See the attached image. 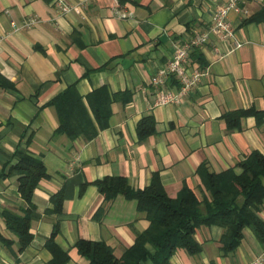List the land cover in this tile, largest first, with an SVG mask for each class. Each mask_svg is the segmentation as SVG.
Masks as SVG:
<instances>
[{
	"label": "crops",
	"instance_id": "obj_1",
	"mask_svg": "<svg viewBox=\"0 0 264 264\" xmlns=\"http://www.w3.org/2000/svg\"><path fill=\"white\" fill-rule=\"evenodd\" d=\"M226 2L65 0L74 9L62 13L52 0H0V76L10 83L0 87V264H49L44 245L56 220L55 242L68 252V264H87L74 247L79 239L104 242L119 258L148 222L135 201L119 195L104 204L95 181L124 177L138 190L156 174L168 197L186 186L201 198L200 165L219 173L235 168L254 150L264 153V0H241L239 7L247 13L229 12L240 48L233 40L211 36L188 58L186 67L201 74L199 82L178 104H154L159 90L151 85L152 76L177 46L204 32ZM258 15L260 20H254ZM29 20L34 24L13 30L12 23ZM71 85L83 99L106 87L111 95L127 93L122 99L130 100L112 103L108 128L95 139L70 141L53 135L58 120L47 104ZM165 87L177 92L180 84L171 76ZM240 110L263 116L259 123L254 116L242 118L239 128L229 131L224 116ZM144 117L153 119L154 133L139 141L136 125ZM18 145L42 159L48 175L34 190L38 218L30 223L32 241L21 253L2 218L3 211L21 214L24 207L17 177L6 176L16 163L12 156ZM58 191L62 214L48 215L50 197ZM259 216L264 219V207ZM222 234L217 226L199 227L194 236L201 252L189 256L177 250L169 263L250 264L263 251L244 228L236 250L224 254Z\"/></svg>",
	"mask_w": 264,
	"mask_h": 264
},
{
	"label": "trees",
	"instance_id": "obj_2",
	"mask_svg": "<svg viewBox=\"0 0 264 264\" xmlns=\"http://www.w3.org/2000/svg\"><path fill=\"white\" fill-rule=\"evenodd\" d=\"M264 14V10L260 15ZM258 15L254 20H260ZM201 61V59H199ZM9 87L10 83L0 76V87ZM124 94L111 95L106 87H101L83 99L71 85L54 97L47 105L53 107L58 126L54 136L65 135L70 141L82 137L92 141L102 130L108 128L111 105L114 101L128 103L130 97L122 99ZM122 99V100H121ZM247 116L256 117L259 123L263 113L252 110H240L226 114L229 131L239 128L240 120ZM154 133L151 117L142 118L136 125L139 141H144ZM26 140V145L30 142ZM21 141V140H20ZM16 163L10 165L6 176L17 177V190L24 207L21 214L5 210L2 218L6 229L15 236L18 253L23 252L32 241L30 223L38 218L32 196L38 183L47 179L42 159L33 156L19 145L12 156ZM235 168L241 172L236 174ZM219 173L210 172L205 164L200 165L196 175L200 179L201 198L188 187L183 186L175 198H170L162 187L156 174L143 189L130 187L124 177H104L93 184L103 197L104 204L117 196L127 201H135L136 210L145 215L147 228L135 233L133 244L122 255L115 257L112 248L104 242L79 239L74 247L77 254L87 264H170L169 260L177 250H184L189 256L201 252V246L195 240V232L201 226H217L223 230L220 238L222 252L232 253L243 238L244 228H249L261 248L264 250V219L259 214L264 207V153L252 151L245 159ZM84 186L80 189L83 191ZM52 208L48 215L62 214L63 194L58 191L50 197ZM103 208L96 214L97 218ZM60 232L59 222L52 226L51 234L45 242V248L51 254L49 264H68V252L57 246L55 238ZM2 241L12 245V241Z\"/></svg>",
	"mask_w": 264,
	"mask_h": 264
},
{
	"label": "built area",
	"instance_id": "obj_3",
	"mask_svg": "<svg viewBox=\"0 0 264 264\" xmlns=\"http://www.w3.org/2000/svg\"><path fill=\"white\" fill-rule=\"evenodd\" d=\"M240 1L241 0H227L224 5L215 10L207 29L177 46L176 51L168 60L166 66L159 69L152 76L150 80L151 85L159 90L154 103L155 106H166L180 103L182 98L188 94L191 88L199 82L201 74L197 70L189 71L186 67L188 58L197 48L207 44L211 36H216L220 40H233L235 41V48H240L242 46L241 43L236 42L234 30L228 20V14L230 11L236 13L242 11L239 7ZM52 4L62 13H67L74 9L71 6H68L65 3V0H52ZM242 12L244 14L247 13V11ZM121 16L124 17V15ZM32 24H34V21L29 20L20 26H17L15 23H12L11 25L14 31H18L27 28ZM171 76H174L180 84L177 92H172L165 87L166 79ZM250 264H264V250Z\"/></svg>",
	"mask_w": 264,
	"mask_h": 264
}]
</instances>
